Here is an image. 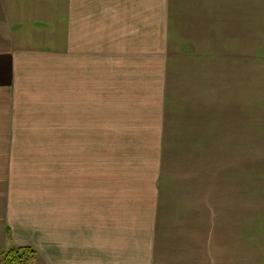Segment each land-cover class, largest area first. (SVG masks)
Here are the masks:
<instances>
[{"label": "crops", "instance_id": "0c3cea01", "mask_svg": "<svg viewBox=\"0 0 264 264\" xmlns=\"http://www.w3.org/2000/svg\"><path fill=\"white\" fill-rule=\"evenodd\" d=\"M176 2L189 9L186 50L175 42L188 64L175 68L172 50V81L164 0H0V257L264 264V0H167L170 29ZM128 52L139 64L158 53L141 70ZM175 79L189 123L163 118L158 151L203 157L207 185L117 184L99 130L134 145L116 121L164 107Z\"/></svg>", "mask_w": 264, "mask_h": 264}, {"label": "rangeland", "instance_id": "374dc122", "mask_svg": "<svg viewBox=\"0 0 264 264\" xmlns=\"http://www.w3.org/2000/svg\"><path fill=\"white\" fill-rule=\"evenodd\" d=\"M163 4L164 33L162 37V45H164V48L163 54L160 53V55L162 56L163 60L164 80L167 75L169 79L172 80L170 78V73L166 68L167 66L165 65L166 59L168 55L170 56L172 50L175 53V68L182 70V66L184 64H188L184 59H182V57L178 56L175 48V42L180 38L181 40L179 42V47H182L183 50H186L187 40H185V34L182 33L184 32V30H187V15L189 13V9H187L184 3H175V6L179 9H177L179 12L177 14L176 12L175 14H173L172 29H170V26L167 24V13L169 11L167 0H164ZM173 36L174 39H171L170 41L169 39ZM159 38H161V34ZM192 39H194V36H192ZM172 42L174 44L173 46ZM149 43H151V40H149ZM157 53L158 52L151 54L150 52H148L149 57H146L144 61L139 64L135 62V60L133 59V55L128 52L125 55L124 61H132V67L136 69L137 65H141L142 70L144 69L143 65L146 63L148 64L152 60H154ZM173 83L171 82L170 86L166 88L168 93H165V96L162 98L164 107L160 106L157 102L156 105L151 106V102H153V100H149L148 103H150L148 104V113L146 115L132 114L131 124H127L126 120L119 123H117L118 121H116L114 125L118 128V130L116 128V134L119 135V133H122L119 128H128V130L126 131L129 135L127 139L131 140L134 145L128 146L126 140H124L123 143H121L122 141H114L111 135L107 136V132L102 131V127L101 131L99 130L101 156L114 157L116 160L117 175L123 172L125 174V179L117 178V182L120 180L117 184L122 183L124 180H130V185L132 186L146 185L152 187L154 185H164L165 187H187L207 185L206 177L204 175L203 157L201 158L202 162H199L197 164H193L194 162L191 163V161H187L190 157H188V159L185 158L186 160L174 163V161L169 157L167 160H165V158L162 159L161 151H158L157 144L159 143V139L155 134L158 133V130H160V128H162L164 124L168 126V122L166 123V121H163V118L164 120L166 119L167 121H169L171 119V116L173 115L172 122L175 124V127L189 123L184 118V116H177L178 110L181 111L182 106L181 101L174 99L175 95L184 94L186 91H184L183 93L181 92L182 90L180 89V85L178 84L177 79H175ZM152 93L153 92H149V94ZM138 103L139 102H135L133 103V105L138 106ZM166 107L170 109V111H168ZM100 116L102 119L106 118L107 115L101 112ZM116 117L125 118V115H118ZM108 126H111V124ZM108 138L112 141H109ZM165 149L166 148H164L163 151H165ZM196 170L198 171L195 172ZM161 174L164 175V178H161ZM31 250L33 251L32 257L25 258L26 261L24 259L21 260L20 264H46L45 259L39 253H37V251L33 250L32 248ZM0 260V264H6V262H2V257H0Z\"/></svg>", "mask_w": 264, "mask_h": 264}, {"label": "trees", "instance_id": "16d2710c", "mask_svg": "<svg viewBox=\"0 0 264 264\" xmlns=\"http://www.w3.org/2000/svg\"><path fill=\"white\" fill-rule=\"evenodd\" d=\"M33 251L29 248L11 249L1 255L2 262L6 264H20L21 260L32 257ZM26 261V260H25ZM1 262V260H0Z\"/></svg>", "mask_w": 264, "mask_h": 264}]
</instances>
